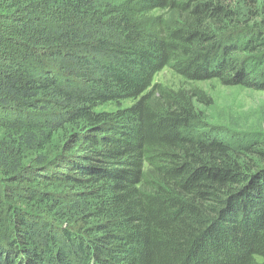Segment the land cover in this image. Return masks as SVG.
<instances>
[{
	"label": "trees",
	"instance_id": "obj_1",
	"mask_svg": "<svg viewBox=\"0 0 264 264\" xmlns=\"http://www.w3.org/2000/svg\"><path fill=\"white\" fill-rule=\"evenodd\" d=\"M262 13L0 0V264H264V140L197 132L191 97L152 84L264 92Z\"/></svg>",
	"mask_w": 264,
	"mask_h": 264
},
{
	"label": "rangeland",
	"instance_id": "obj_2",
	"mask_svg": "<svg viewBox=\"0 0 264 264\" xmlns=\"http://www.w3.org/2000/svg\"><path fill=\"white\" fill-rule=\"evenodd\" d=\"M263 20L264 13L259 21ZM152 84L191 97L201 123L196 126L197 132L216 129L229 141H235L237 135L264 140V92L243 85H227L216 78L187 81L167 67L154 77Z\"/></svg>",
	"mask_w": 264,
	"mask_h": 264
}]
</instances>
